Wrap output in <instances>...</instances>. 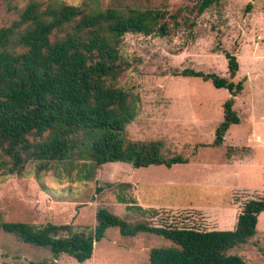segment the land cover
I'll return each mask as SVG.
<instances>
[{
	"label": "rangeland",
	"instance_id": "obj_1",
	"mask_svg": "<svg viewBox=\"0 0 264 264\" xmlns=\"http://www.w3.org/2000/svg\"><path fill=\"white\" fill-rule=\"evenodd\" d=\"M63 1L123 12L187 6L185 0ZM23 2L13 0L19 7ZM16 17V11L0 0V26ZM121 48L129 66L119 83L139 96L138 114L126 127L128 137L161 141L166 155L180 153L188 162L171 167L107 162L91 180L74 174L59 177L54 170L37 174V166L28 162L22 174L0 173V221L70 223L74 230L88 231L96 223L97 208L105 207L133 223L233 229L243 202L264 196V0H221L190 29L182 26L163 38L127 33ZM225 51L239 64L232 80H243L233 105L240 122L228 128L220 146H212L230 93L209 80L178 73L191 68L228 77ZM97 181L130 182L137 205L146 212L117 202L113 191L95 194ZM170 244L161 236L144 232L124 236L111 227L94 243L90 259L78 262L62 253L56 264H149L151 248ZM228 253L247 264H264V212L250 241ZM51 259L48 249L0 231V264Z\"/></svg>",
	"mask_w": 264,
	"mask_h": 264
},
{
	"label": "trees",
	"instance_id": "obj_2",
	"mask_svg": "<svg viewBox=\"0 0 264 264\" xmlns=\"http://www.w3.org/2000/svg\"><path fill=\"white\" fill-rule=\"evenodd\" d=\"M175 11L156 7L127 12L113 7H85L63 0H24L22 6L5 0L17 17L0 26V173L22 174L28 162L59 177L91 180L107 162L133 167L186 163L180 153L166 155L158 140L128 137L127 125L138 114L139 96L119 78L129 66L122 54L125 34L168 37L221 0H185ZM228 77L186 68L178 73L211 81L230 97L223 103V118L215 128L212 146H220L232 124L240 122L233 108L243 80L234 82L239 64L225 51ZM113 191L127 208L137 205L127 181L96 182L95 194ZM264 196L247 199L231 230H202L185 225L128 222L105 207L95 212V225L74 230L70 223L34 225L0 221V231L19 241L50 251L52 259L29 264H56L62 253L78 262L91 258L94 243L111 227L124 236L140 232L161 236L168 246L153 247L149 264H247L228 253L247 244L257 232Z\"/></svg>",
	"mask_w": 264,
	"mask_h": 264
}]
</instances>
